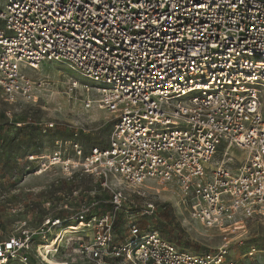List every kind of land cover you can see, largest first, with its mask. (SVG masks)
<instances>
[{"label":"built area","instance_id":"1","mask_svg":"<svg viewBox=\"0 0 264 264\" xmlns=\"http://www.w3.org/2000/svg\"><path fill=\"white\" fill-rule=\"evenodd\" d=\"M46 63L91 83L69 78L66 102L105 111L112 128L87 152L57 140L42 166L97 179L110 209L92 201L70 219L19 221L0 239V264H30L35 245L47 257L51 228L54 243L73 235L75 263L236 264L233 242L264 215V0H0V100L36 104L44 83L31 74ZM232 149L244 154L237 165ZM171 182L218 247L181 249L133 221L118 240L119 186L146 199Z\"/></svg>","mask_w":264,"mask_h":264},{"label":"rangeland","instance_id":"2","mask_svg":"<svg viewBox=\"0 0 264 264\" xmlns=\"http://www.w3.org/2000/svg\"><path fill=\"white\" fill-rule=\"evenodd\" d=\"M31 75L34 81L44 83L36 104H9L0 100V239L15 232L17 222L22 220H29L30 227L34 228L45 219H70L82 204L92 201L97 203L94 208L100 213L110 209V192L101 188L97 179L79 174L63 175L57 167L42 166L57 140H63L67 153H70L69 142L77 143L84 152L92 146L107 144L112 128L108 114L97 108L85 110L78 102H66L64 86L69 78L81 85L92 84L56 63L43 64ZM221 150L216 159L220 158ZM28 155L43 159L28 161ZM231 156L237 165L244 154L232 149ZM111 183L118 186L115 181ZM149 187L148 197L143 199L119 186L125 196L124 209L117 215L114 226L120 242L127 234L129 222L133 221L141 229L157 231L176 247L191 252L203 253L222 243L217 231L202 229L189 218L175 182ZM77 188L83 193L75 192ZM148 203L154 209L145 214ZM58 232L55 228L49 231L47 257L35 245L30 264H87L75 263L73 235H67L69 231L60 232L59 242L50 240ZM232 250L236 264H264V215L247 223L242 244L234 241Z\"/></svg>","mask_w":264,"mask_h":264}]
</instances>
